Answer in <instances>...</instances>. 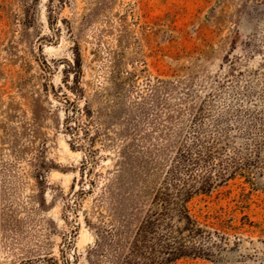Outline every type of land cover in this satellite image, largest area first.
<instances>
[{
	"label": "rangeland",
	"instance_id": "374dc122",
	"mask_svg": "<svg viewBox=\"0 0 264 264\" xmlns=\"http://www.w3.org/2000/svg\"><path fill=\"white\" fill-rule=\"evenodd\" d=\"M196 130L239 167L176 264H264V0H0V264L95 263Z\"/></svg>",
	"mask_w": 264,
	"mask_h": 264
},
{
	"label": "trees",
	"instance_id": "16d2710c",
	"mask_svg": "<svg viewBox=\"0 0 264 264\" xmlns=\"http://www.w3.org/2000/svg\"><path fill=\"white\" fill-rule=\"evenodd\" d=\"M194 136L183 141L170 160L161 186L153 192L144 218L133 231H129L124 215L118 217V227L95 228L93 264H176L187 258L216 259L225 239L193 214L190 202L197 193H207L224 182L239 166L235 161L232 165L223 161L216 139L202 140L201 130Z\"/></svg>",
	"mask_w": 264,
	"mask_h": 264
}]
</instances>
